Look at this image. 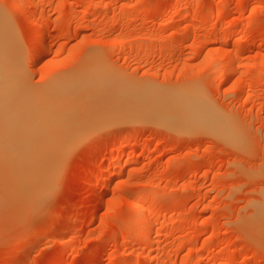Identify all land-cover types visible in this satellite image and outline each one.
Returning a JSON list of instances; mask_svg holds the SVG:
<instances>
[{
	"label": "rangeland",
	"instance_id": "1",
	"mask_svg": "<svg viewBox=\"0 0 264 264\" xmlns=\"http://www.w3.org/2000/svg\"><path fill=\"white\" fill-rule=\"evenodd\" d=\"M0 13L16 79L61 94L55 109L68 94L54 85L88 65L92 78L40 190L0 156V264H264V0H0Z\"/></svg>",
	"mask_w": 264,
	"mask_h": 264
},
{
	"label": "bare ground",
	"instance_id": "2",
	"mask_svg": "<svg viewBox=\"0 0 264 264\" xmlns=\"http://www.w3.org/2000/svg\"><path fill=\"white\" fill-rule=\"evenodd\" d=\"M21 3V2H20ZM18 4H19V1H18ZM20 5V4H19ZM19 7V6H18ZM22 7V6H21ZM175 7V6H174ZM177 9V8H176ZM179 10V9H178ZM174 11V10H173ZM176 11V10H175ZM219 13H220V10H219ZM2 16H1V13H0V156L3 158V161H4V164L9 167V170H10V173H12L15 178L19 179L21 184L22 183H26L27 181H32V183H34V187L38 188L39 190L42 188V185H44L45 182L48 181L49 177H50V173H51V170H52V167L54 165V162H56L55 160L58 159L59 156L58 155V150L62 149L63 145H61V143L63 144L64 142H62L60 138V134L64 132V128H71V126H76V125H72L68 122V118H69V115H72V118L75 119V116L80 113V112H77L76 114V111L74 109L79 108L80 105L82 106V104L84 105V103H86V100H85V96L83 97L84 99H80L78 98V96L76 94H78V89H77V85H81L82 83V79L84 78V74L81 73L82 76H80V74H78V77L80 76L81 80L78 81L77 85H73V81L69 84V83H66L68 84L67 87H64L62 86L61 88L59 87V84L54 85L56 87L53 86V88L55 89H58L59 92H63L64 91V94L65 92L67 91V94H68V97L66 96V100H61V104L57 107V109H55L56 107H53L54 104H56L55 102L57 101V93L56 95H54L55 93H50V92H35V91H32L30 90L28 87L22 85L20 83V80L18 81L15 77V72L18 70V68L20 67V65L18 64V60L19 59L17 58L18 56V47H17V43L15 42L16 40L13 39L15 37L12 38V33L11 35H9L10 32H8V37L7 35H5V32L3 31L2 27H1V20ZM3 18H5L3 16ZM5 20V19H4ZM3 28H5V24H8L7 21L5 20ZM10 25V24H9ZM7 28V27H6ZM9 29V28H8ZM7 29V30H8ZM6 30V32H7ZM10 31V30H9ZM226 33V32H225ZM229 35V34H228ZM232 36V34H231ZM7 37V38H6ZM242 37V36H241ZM15 40V41H14ZM8 41V42H7ZM241 41L240 38L237 39V42ZM42 44V43H41ZM259 44V43H258ZM257 44V45H258ZM216 51V50H215ZM224 55H226V52H223ZM223 54L221 55V59L224 60L227 59V62L229 61V57L225 58V56H223ZM20 56V55H19ZM38 56V54H37ZM220 60V59H219ZM223 62V61H222ZM97 65V64H95ZM94 65V66H95ZM94 66H91V67H94ZM227 66V63L226 65ZM229 66V64H228ZM89 67V65H88ZM88 67H86L87 69L86 70H89L86 71L88 73H90V69H88ZM97 67V66H96ZM99 67V66H98ZM90 68V67H89ZM100 68V67H99ZM102 68V67H101ZM93 69V68H92ZM219 69V68H218ZM223 70V68H221ZM96 70V68H95ZM95 70L90 74V75H94L95 73L98 72L99 74V71L102 72L100 69L99 71ZM103 70V68H102ZM225 70V69H224ZM229 70V69H228ZM224 71L226 73H228L227 71ZM81 72V71H80ZM85 72V73H86ZM95 72V73H94ZM87 73V75H88ZM108 74V73H107ZM225 74V73H224ZM223 74V75H224ZM87 75H85L86 77L84 79L87 78ZM89 75V76H90ZM97 75V74H96ZM95 75V76H96ZM113 75V74H112ZM88 76V77H89ZM98 76V75H97ZM106 76V75H105ZM108 76V75H107ZM75 78L77 76H74ZM83 77V78H82ZM227 77V75H225V78ZM73 78V77H72ZM79 78V79H80ZM106 78V77H105ZM110 78H113L112 77H109ZM98 79H101V78H98ZM97 78H95V81H99ZM114 79V78H113ZM227 79V78H226ZM73 80V79H72ZM88 79H86L87 81ZM105 80V79H104ZM108 80V79H107ZM71 81V80H69ZM76 81V80H75ZM81 81V82H80ZM88 81H92V78ZM94 81V80H93ZM103 81V79H101L100 83ZM114 81V80H113ZM110 82H112V80L110 79ZM122 82V81H121ZM80 83V84H79ZM86 83V82H84ZM106 83V82H102V85ZM109 83V82H108ZM107 83V84H108ZM118 83V82H117ZM127 83V82H126ZM96 84V83H95ZM63 85V84H61ZM82 88H84V84H82ZM87 85H88V82H87ZM90 85V84H89ZM88 85V87H89ZM92 85V84H91ZM99 85V84H98ZM110 85V84H109ZM127 85V84H126ZM94 86V84L92 85ZM59 87V88H57ZM104 87V86H103ZM131 87V85H130ZM52 88V89H53ZM66 88V89H65ZM79 89L82 90L81 87L78 86ZM99 88V87H98ZM124 88V87H123ZM49 90V91H53V90ZM110 88L108 87V90ZM133 89V88H132ZM131 89V90H132ZM86 90V89H85ZM121 90V89H120ZM91 91V90H90ZM118 91V90H117ZM54 92H57L54 91ZM82 92V91H80ZM88 92V91H87ZM85 92V93H87ZM93 92V91H91ZM124 92V91H123ZM95 93V92H94ZM153 93V92H152ZM53 94V95H51ZM108 95V93H106ZM120 94V92H119ZM127 94V93H126ZM84 95V94H81V96ZM95 95V94H94ZM98 95V94H97ZM57 96V97H55ZM60 96L62 97V95L60 94ZM77 96V97H76ZM91 96V94H90ZM128 96V95H127ZM149 96V95H148ZM155 96V95H154ZM161 96V95H160ZM159 96V97H160ZM61 97H58V99ZM95 97V96H93ZM97 97V96H96ZM102 97V96H100ZM115 97V96H114ZM129 97V96H128ZM142 97V96H141ZM157 98V96H155ZM164 97V96H163ZM182 97V96H181ZM192 97V96H189V98ZM56 98V99H55ZM140 98V97H139ZM154 98V100L156 99ZM165 98V97H164ZM176 98V97H175ZM186 98V97H185ZM188 98V97H187ZM188 98V102H186V105L184 104V102H180V104L182 103L183 107L187 106V104L189 105V101H191V99L195 100H199L197 97H192L190 98L189 100ZM60 99L58 101H60ZM87 99V98H86ZM89 99V97H88ZM95 99V98H94ZM118 99V98H117ZM138 99V98H137ZM150 99V97H149ZM158 100H160L159 98H157ZM181 99V98H179ZM93 100V99H92ZM109 100V99H108ZM153 99L149 100L148 101V105H146L145 107L143 108H147V106H150V110H153V111H157L159 110L161 107H162V103L165 101H163L162 103H160L159 101L156 100V103L153 105V103L155 102ZM169 100V99H168ZM176 100V99H175ZM178 100V99H177ZM176 100V101H177ZM184 100V99H183ZM186 100V99H185ZM57 101V102H58ZM111 101V100H110ZM153 103H152V102ZM187 101V100H186ZM196 101V100H195ZM194 101V103L192 104H196V102ZM201 101V99L199 100ZM96 102V100H95ZM104 102V100H103ZM171 102V101H170ZM179 103V101H177ZM192 102V101H191ZM94 103V102H93ZM142 103V102H141ZM150 103V104H149ZM173 103V102H172ZM200 103V102H199ZM198 103V105H199ZM89 104V102H88ZM98 104V102H97ZM121 104V103H120ZM130 104V103H129ZM128 104V105H129ZM136 104V103H135ZM140 104V103H139ZM94 105V104H93ZM99 105H100V102H99ZM106 105V104H105ZM108 105V104H107ZM111 105V104H110ZM109 105V106H110ZM141 105V104H140ZM167 105V103H166ZM191 105V104H190ZM197 105V104H196ZM194 105V106H196ZM202 105V107H198V109L202 112H204V110H206L207 108H204L203 109V104H200V106ZM79 106V107H78ZM86 106V105H84ZM97 106V105H96ZM95 106V108H96ZM164 106V105H163ZM87 107V106H86ZM92 108V106H90ZM105 107V106H104ZM169 107V106H168ZM173 107V106H172ZM189 107V106H188ZM192 108H194L192 105H191ZM191 107H189V109H191ZM103 107H101L102 109ZM164 108V107H163ZM167 108V107H166ZM186 108V107H185ZM202 110H201V109ZM106 110V108H104ZM137 109V107L135 108ZM173 109V108H172ZM187 109V108H186ZM186 109L184 110L182 108V111H186ZM80 110V109H79ZM82 110V109H81ZM95 111V109H93ZM100 111V109H98ZM148 111V108L146 109ZM145 110V111H146ZM161 110V109H160ZM163 110V109H162ZM61 111H66L65 115H62ZM70 111H75L74 116L72 113H70L68 115V113ZM78 111V110H77ZM88 111V110H87ZM108 111V110H107ZM106 111V112H107ZM110 111V110H109ZM115 111V110H114ZM153 111H150V112H153ZM164 111V110H163ZM181 111V112H182ZM187 110L185 113L189 114L191 113L192 115V112H195V111H198V110H195L193 111V109H191L189 111ZM198 111L199 113H193V117L190 116V118L192 117L193 120H197V122L199 121V123L197 124H200L201 122V119L200 118H205L204 120L202 119V121L206 124L205 126L207 127V124H208V127L210 128H213L212 131L215 132L218 130V123H220L221 121L218 120V119H215L216 115L214 113H212L210 110H209V113L208 115L205 113L201 114V112ZM208 111V110H206ZM86 111H84L83 113H85ZM89 112V111H88ZM103 112V111H102ZM159 112V111H158ZM156 112V113H158ZM180 112V113H181ZM63 113V114H64ZM81 113V114H83ZM87 113V112H86ZM97 113V112H96ZM104 113V112H103ZM184 113V112H183ZM184 113V114H185ZM98 114V113H97ZM155 114V113H154ZM160 114V113H159ZM164 114V113H163ZM182 114V113H181ZM194 114H195V117L194 118ZM198 114L201 116L198 117ZM205 114V115H204ZM213 114V116L211 115ZM86 115V114H85ZM83 114V116H85ZM90 115V114H89ZM168 115V114H167ZM175 115V114H174ZM211 115V116H210ZM64 116V117H63ZM82 116V117H83ZM94 116V115H93ZM148 116V115H146ZM188 116V115H187ZM204 116V117H203ZM206 116H209L207 121L209 123L212 124V126H210V124L208 122H206ZM77 117V116H76ZM81 117V116H80ZM91 117V116H90ZM103 117V116H102ZM101 117V118H102ZM158 117V116H157ZM171 117H174V116H171ZM176 117V115H175ZM168 118V117H167ZM183 118V117H182ZM189 118V117H188ZM191 118V120H192ZM214 118V119H213ZM217 118V117H216ZM71 119L70 121L73 122ZM81 119V118H80ZM86 119V118H85ZM159 119V118H157ZM169 119H170V116H169ZM200 119V120H199ZM214 121H213V120ZM76 120V119H75ZM73 123H76L77 121H75ZM77 120L78 122L79 119L77 117ZM89 120V118H88ZM99 120V119H98ZM168 120V119H167ZM166 119L164 121H167ZM187 120V119H186ZM185 120V122H186ZM192 120V121H193ZM171 121V120H170ZM169 121V122H170ZM183 121V120H182ZM220 121V122H218ZM69 125H68V123ZM92 122V120H91ZM172 122H173V118H172ZM188 122V121H187ZM190 122V120H189ZM203 122H201L203 124ZM217 123L215 125V123ZM163 123V121H162ZM165 123V122H164ZM192 123L194 122H191L190 125H192ZM77 124V123H76ZM173 124V123H172ZM178 124V123H177ZM196 124V123H194ZM216 127H214L213 126ZM189 125V124H187ZM179 126V125H178ZM184 126V125H183ZM222 125H220V128H219V131L220 133H223L226 128L224 130H222L221 128ZM66 128V130H67ZM75 128V127H73ZM215 128V130H214ZM63 130V131H62ZM71 130V129H70ZM74 130V129H73ZM210 130V129H209ZM218 131V133H219ZM61 132V133H59ZM65 133V132H64ZM67 134L68 133H73V132H66ZM65 134V135H67ZM226 132H224V134L222 135H225ZM63 135V134H61ZM69 136V134H68ZM62 137V136H61ZM66 137V136H65ZM67 139V138H66ZM64 141V140H63ZM60 146V147H59ZM58 149V150H57ZM57 150V151H55ZM55 151V152H54ZM54 152V154H53ZM53 155H52V154ZM60 153V152H59ZM129 153V152H128ZM130 154V153H129ZM126 154V157L129 156L130 158V155L132 156V154ZM57 156V157H56ZM57 158V159H56ZM114 158V157H113ZM135 164L132 166L133 168ZM5 168V167H4ZM4 173V172H3ZM15 180V179H14ZM18 180V181H19ZM103 181V179H102ZM105 181V180H104ZM20 184V185H21ZM27 184V183H26ZM22 185H25V184H22ZM29 185V184H28ZM23 187V186H22ZM32 187V188H34ZM31 188V187H30ZM28 188V189H30ZM45 188V187H44ZM36 190V189H35ZM24 191V190H23ZM34 191V190H33ZM38 191V190H36ZM35 191V192H36ZM21 192V190H20ZM26 193V192H25ZM24 193V194H25ZM36 193H42V192H36ZM35 193V195H36ZM29 194V193H28ZM33 194V193H31ZM27 196V195H26ZM39 196V195H37ZM137 202V201H136ZM143 204V203H142ZM140 204L139 203H135L134 202H131V208L132 207H139ZM144 207V206H142ZM134 208V209H135ZM139 209V208H138ZM149 209V208H148ZM143 211V210H142ZM150 212V211H149ZM151 213V212H150ZM138 222H141V221H138ZM137 220L135 221L134 224H140L138 223ZM195 222V221H194ZM148 225V224H147ZM136 227V226H135ZM141 227V226H140ZM148 229V228H146ZM145 229V230H146ZM22 246V245H21ZM20 246V247H21ZM70 255H66L64 259H70ZM192 258L190 257H187V258H184L183 260H181V264H189L192 260ZM197 264H205L203 263V260H198Z\"/></svg>",
	"mask_w": 264,
	"mask_h": 264
}]
</instances>
